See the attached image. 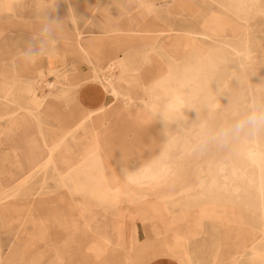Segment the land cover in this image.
<instances>
[{
	"label": "rangeland",
	"instance_id": "obj_1",
	"mask_svg": "<svg viewBox=\"0 0 264 264\" xmlns=\"http://www.w3.org/2000/svg\"><path fill=\"white\" fill-rule=\"evenodd\" d=\"M105 1L17 0L13 11L0 9V264H177L182 256L172 241L161 233L154 238L140 227L150 222L157 229L170 230L176 244L180 233L189 229L180 223L186 215L195 224L184 236L194 234L196 223L205 220L201 236L190 243L192 264H264V230H258L264 224V128L223 135L249 113L264 110V0H190L195 9L191 12L178 11L179 0H138L128 8L144 10L133 18L130 13L136 11L122 8L120 0ZM109 2L120 10L109 11ZM164 7L172 10L163 13ZM36 11H42L43 22L48 15L58 18L69 37L58 33L55 46L45 41L42 25L34 21ZM76 15L94 20L98 29L93 24L82 30ZM147 30L149 44L174 74L167 90L182 92L189 100L165 102V89L150 88L142 40ZM81 45L93 50L84 51ZM136 45L139 48L129 54L139 61L135 78L127 80L123 68L119 81L140 95L126 93L133 96L130 104L124 97L110 98L103 122L106 128L116 125L118 130L128 126L130 139L145 130L153 137L147 156L129 159L123 157L129 151L127 140L102 128V151L114 153V174L106 172L105 192L124 212L122 235L127 241L126 247L113 249L100 234L85 229L110 219L112 208L105 210L94 195L81 191H72L76 195L67 199L57 171L38 168L48 154L39 145L44 140L53 144L70 131L83 105L92 110L105 104L102 85L86 80L93 69L103 68L107 53L119 52L125 58ZM28 46L42 50L32 64L20 55ZM54 47L71 68L58 73L53 72L56 68L44 70ZM42 78L57 80L55 88L39 86ZM80 80H85V86L77 91L72 82ZM87 89H100L106 97L86 101ZM153 120L160 142L151 129ZM76 150L71 147L60 159L76 156ZM26 152L32 154L31 160L19 158ZM26 163L31 164L29 170ZM68 173L65 179L83 178L79 168ZM78 202L98 211V218L93 219L88 210L81 214ZM67 228L75 234H68ZM242 236L248 238V245ZM145 251L150 255H140Z\"/></svg>",
	"mask_w": 264,
	"mask_h": 264
},
{
	"label": "bare ground",
	"instance_id": "obj_2",
	"mask_svg": "<svg viewBox=\"0 0 264 264\" xmlns=\"http://www.w3.org/2000/svg\"><path fill=\"white\" fill-rule=\"evenodd\" d=\"M55 1V0H54ZM13 3V2H12ZM98 3V2H97ZM122 8L126 9L129 6H131L132 1L131 0H120L119 1ZM142 3V2H141ZM134 4V3H132ZM99 5V4H98ZM101 5V4H100ZM142 5V4H141ZM102 6V5H101ZM139 6V5H138ZM179 7L181 9H185V11H194V4L190 0H179ZM97 8V7H96ZM96 10V9H95ZM12 11V10H11ZM163 11V10H162ZM156 13V12H155ZM164 13V11H163ZM162 13V14H163ZM191 14V13H190ZM126 15V14H125ZM139 15V14H138ZM160 15V14H159ZM167 16V15H166ZM166 16L164 15L165 19ZM163 17V18H164ZM181 18V17H180ZM173 19V17H172ZM169 20L170 18L168 19ZM109 21V20H108ZM104 22V21H103ZM111 22V21H110ZM137 22V21H136ZM138 23V22H137ZM186 23V22H185ZM108 24V23H107ZM205 24V23H204ZM97 25V24H96ZM174 27V26H172ZM101 28V27H100ZM111 28V27H110ZM177 28V27H176ZM204 28V25H203ZM205 28H208L207 25ZM175 29V28H174ZM102 30V29H101ZM160 30V28H159ZM178 30V29H177ZM212 30L209 28V31ZM103 31V30H102ZM101 31V33H102ZM198 31V30H197ZM214 31V30H212ZM82 32V31H81ZM181 32V31H180ZM185 32V30H184ZM190 32V31H188ZM74 33V32H73ZM147 37L142 38V40L146 43V54H145V60L150 65V71H149V80H150V88L160 87L165 89L163 100L165 102H170V100H174L175 102H182L189 100V97H186L184 99V96H182V92H171L168 91V84L169 81L173 79L174 74L170 73L164 66L163 61L159 59L156 55L155 49L153 45L149 44V33L150 31L147 30ZM186 33V32H185ZM217 33V32H213ZM62 37H69V34L64 30L62 33ZM218 34V33H217ZM82 35V34H80ZM105 35V34H104ZM184 35V34H183ZM201 35V34H200ZM203 35V34H202ZM102 36V35H101ZM160 36V35H159ZM188 37V36H187ZM84 38V37H83ZM192 38V37H190ZM193 39V38H192ZM114 40V39H113ZM152 41H154L152 39ZM194 42V39H193ZM192 42V44H193ZM124 44V42H122ZM247 43V42H246ZM96 47H100V44L97 42L94 43ZM199 44V43H198ZM85 45V44H84ZM125 45V44H124ZM122 45V47H125ZM93 47V46H92ZM127 47V46H126ZM55 48V47H54ZM81 48L84 51H90L91 46L86 45L85 47L81 45ZM124 49V48H123ZM129 49V48H128ZM93 50V49H91ZM116 50V49H115ZM248 49H246L247 51ZM52 51V50H51ZM202 52V51H201ZM240 54V53H238ZM117 56V58H116ZM107 59L105 63H103L102 69H93V74L89 77V79L86 80L87 83L90 82H96L102 85L103 89L105 90L107 94V101L105 104L97 109H87L85 106L84 111L82 115L80 116L79 121L71 127L70 131H68L64 136H62L59 140L55 141L53 144H48L46 140L42 142V144L39 145L40 151H47V158L43 160L39 165V169H53L57 171L58 176L61 178L63 188L68 191V198H74L76 195L72 191H81L86 193L87 195H94L95 198L99 201L100 205L106 210L107 208H112L113 215L108 220H102L98 221V223H95L93 225H88L86 231L88 232H96L100 234L106 242L112 245L113 249L121 247L124 248L127 245L126 238L122 235V225L121 220L124 216L123 210L116 207V203L113 198H109L106 194V184H107V178H106V172L111 170V157L113 158V152L110 150L102 151V128H106L104 126V120H103V111H105L109 106V99L112 98L118 99L119 97H124V100L127 104H130L133 101V96L123 93L120 90V81H119V72L120 69L126 68V65L124 64V59L121 58V53L112 54L107 53L106 55ZM247 58V57H246ZM90 61V60H89ZM93 63V62H92ZM95 64V63H94ZM93 66V65H92ZM97 66V65H96ZM58 70H54L53 72L58 73ZM204 72V71H203ZM83 76V75H82ZM138 78V77H137ZM248 79V78H247ZM42 82H40L38 85L42 86L43 83H45L49 90L55 88L57 80H47L45 81L44 78L41 79ZM85 80H80V82H72V86L78 89L84 85ZM85 82V83H86ZM17 83V82H16ZM201 83V82H200ZM119 84V86L117 85ZM196 84V83H195ZM14 86V85H13ZM85 86V85H84ZM215 86V85H214ZM37 89V88H36ZM40 89V88H39ZM42 89V88H41ZM208 91V90H207ZM8 93V92H7ZM44 93V92H43ZM6 100V99H5ZM115 101V100H114ZM187 103V102H186ZM44 105V104H43ZM111 105V104H110ZM163 107V106H162ZM24 108V107H23ZM27 109V108H24ZM177 109V108H175ZM109 112V111H108ZM110 113V112H109ZM113 116V115H110ZM163 116V115H162ZM118 117V116H117ZM16 119V117L14 118ZM12 120L11 123L13 125L16 124L15 120ZM110 119V118H109ZM112 119V118H111ZM225 120V119H224ZM38 122V121H37ZM172 122V121H171ZM39 124V123H38ZM151 125V124H150ZM109 126V127H108ZM106 129L114 130L117 137L121 138L124 137L128 142V148L129 151L127 153L123 154L124 158H133V157H143L148 155V151L152 144V133L149 130L136 132L135 135L132 137V139L129 138V131L130 128L126 125H122L120 130L117 129V126L114 125L111 127L108 125ZM39 127V126H38ZM116 128V129H115ZM149 128V127H146ZM240 136V135H239ZM256 138V136H255ZM255 141V140H254ZM234 142V141H233ZM234 144V143H233ZM71 147L76 148L77 150L75 153H77L74 157H69L66 159H60V155L62 153H69V149ZM248 148V147H247ZM171 150V149H170ZM260 153V152H259ZM69 155V154H68ZM67 155V156H68ZM263 155V153H262ZM116 156V155H115ZM122 156V155H121ZM120 156V157H121ZM253 159L251 155H248ZM258 157V156H257ZM119 158V157H118ZM117 159V158H115ZM129 159L127 162H130ZM259 159V158H258ZM124 160V159H123ZM144 160V159H143ZM255 160V158H254ZM141 161V160H140ZM115 162V161H114ZM123 162V161H122ZM255 162V161H254ZM258 162V160H257ZM261 162V161H260ZM259 163V162H258ZM128 164V163H126ZM130 164V163H129ZM216 164V163H215ZM226 165V164H225ZM146 167V166H145ZM260 167V166H259ZM80 169L81 173H83V178L77 179V178H69L65 179L66 174H69L68 172L75 171L77 169ZM122 168V167H121ZM113 169V168H112ZM165 169V168H164ZM219 170V169H218ZM261 171V170H260ZM112 172V170H111ZM39 173V172H38ZM41 173V172H40ZM39 173V174H40ZM108 173V172H107ZM141 173V172H140ZM261 173V172H260ZM109 174V173H108ZM112 175L114 172L111 173ZM139 174V173H138ZM251 174V173H250ZM118 175V174H117ZM145 175V172H144ZM143 175V176H144ZM261 177V176H260ZM150 179V178H149ZM250 179V178H249ZM142 180V179H141ZM116 182V181H114ZM259 182V180H258ZM252 183V182H251ZM118 184V183H117ZM222 185V184H221ZM255 185V184H254ZM4 187V186H3ZM113 188V187H112ZM2 189V188H0ZM115 189V188H114ZM49 191V190H48ZM109 191V190H108ZM112 191V190H111ZM115 191V190H114ZM264 192V190L262 191ZM2 194V192H1ZM67 194V193H66ZM16 195V194H15ZM239 195V194H238ZM259 196V195H258ZM230 197V196H228ZM222 201V200H220ZM226 202V201H225ZM201 203V202H200ZM210 203V202H209ZM208 203V205H209ZM223 203V202H220ZM219 203V204H220ZM230 203V202H229ZM212 204V203H211ZM210 204V205H211ZM225 204V203H224ZM203 205V204H202ZM207 205V204H206ZM227 205V204H225ZM73 206V205H72ZM74 207V206H73ZM184 207V206H183ZM218 207V206H217ZM225 207V206H224ZM245 207V206H244ZM169 208V207H168ZM185 208V207H184ZM226 208V207H225ZM223 209V208H222ZM77 210L82 214L85 210H88L90 212V216H92L93 219L98 218V211L94 209H89L83 202H78L77 204ZM186 210V209H185ZM233 211V210H232ZM77 212V211H76ZM196 213V212H195ZM240 214V213H239ZM195 215V214H194ZM197 215V214H196ZM201 214L199 213V216ZM235 215V214H234ZM233 215V216H234ZM228 216V215H227ZM238 216V215H237ZM241 216V214H240ZM236 217V216H235ZM180 218V217H179ZM230 219V218H229ZM236 219V218H235ZM234 219V220H235ZM241 219V218H240ZM233 220V222H234ZM262 220V219H261ZM91 221V220H90ZM232 221V220H231ZM82 223V222H81ZM238 223V222H237ZM236 223V224H237ZM24 224V222H23ZM26 224V223H25ZM232 224V223H231ZM239 224V223H238ZM75 226V225H74ZM233 226V225H231ZM230 226V227H231ZM78 227V226H77ZM237 227V226H235ZM244 227V226H243ZM257 227V225L255 226ZM76 228V226H75ZM234 228V227H232ZM84 229V230H85ZM111 229L112 235L108 230ZM244 229V228H243ZM264 230V224L262 227H259L258 230ZM22 230V228H21ZM44 230V229H43ZM69 231L68 234L71 236L75 234L76 231H73L71 228H67ZM42 231V230H41ZM243 231V230H242ZM245 231V230H244ZM247 231V230H246ZM262 233V231H260ZM35 233V232H34ZM117 234V236H115ZM192 234V232H191ZM17 235V234H16ZM34 236H36L34 234ZM30 237H32L30 235ZM25 238V237H24ZM34 239V238H33ZM246 239H248L246 236H242V242L246 244ZM20 240L17 241V243ZM29 241V240H28ZM34 241V240H33ZM36 241V240H35ZM34 241V242H35ZM189 242V241H188ZM13 243V242H12ZM30 243V242H28ZM26 244V243H25ZM34 244V243H33ZM20 245V244H18ZM17 245V246H18ZM27 245V244H26ZM35 245V244H34ZM248 245V244H246ZM16 246V247H17ZM31 246V245H29ZM15 247V246H14ZM15 247V248H16ZM28 247V246H27ZM169 248V247H168ZM24 249V248H23ZM26 250H29L26 249ZM25 251V250H24ZM99 252V251H98ZM24 253V252H22ZM26 253V251H25ZM38 253V252H37ZM40 255H43L40 254ZM45 255V254H44ZM43 255V256H44ZM42 256V257H43ZM40 257V256H37ZM242 257V255H241ZM1 258V257H0ZM15 259V258H13ZM40 259V258H39ZM33 260V259H32ZM2 261V260H1ZM37 262V260H35ZM57 261V259H56ZM131 261V260H130ZM4 262V260H3ZM17 262V261H16ZM15 262V263H16ZM34 262V260H33ZM32 262V263H33ZM58 263V262H56ZM132 263V262H131ZM35 264V262H34Z\"/></svg>",
	"mask_w": 264,
	"mask_h": 264
},
{
	"label": "crops",
	"instance_id": "obj_3",
	"mask_svg": "<svg viewBox=\"0 0 264 264\" xmlns=\"http://www.w3.org/2000/svg\"><path fill=\"white\" fill-rule=\"evenodd\" d=\"M16 1L17 0H0V9H4L6 11H11V10L13 11L15 8H17L16 7ZM108 1H110V0H106L105 2H108ZM131 1H133V3H136L138 0H131ZM159 1L161 2L163 0H159ZM108 4H110V2ZM110 5L111 6L109 7V11H112V7L114 9H117L118 11L120 10L115 5H113V4H110ZM170 8L171 7H164V8H161L160 10H167V9L170 10ZM143 10H144L143 8H137V9H135L133 7L128 8V11H136V12L130 13L131 18H133L134 16L135 17L137 16V14H138L137 11H143ZM171 10H172V8H171ZM178 11H185V9H179ZM76 16L78 17V21L81 22V26H83L82 30H88L90 27L93 28V24L96 26V23L94 22V20L89 19L88 21H86V20L82 19L79 15H76ZM33 17H34V21L37 23V26H41L42 23H43V18H44L43 14H42V11H36L33 14ZM66 19L70 21L69 18H66ZM13 24L14 23H11V25H13ZM72 26H73V24H72ZM95 28L98 29L97 26ZM99 32H96V33H99ZM137 48H139L138 45H136L134 47H131L128 50V52H126V54H125L124 64L126 65V70H125L124 74H125L127 80L135 78V75H136L134 73L135 72L134 69L137 67V65H139V61H138V58H133V56H130L129 54L132 51H134L135 49H137ZM59 54H60V51L57 50L56 48L53 49L52 51L48 52L47 57H49V58L46 59V65L44 66V70L45 71H48L47 68H52V69L56 68L57 70L60 69L61 71H63L64 69L71 68L72 65H70L69 67L64 65V59L63 58L61 59L59 57ZM91 66H92L91 64L88 65V68H91ZM132 69H133V72H131ZM124 84L125 83L120 85L122 87V88H120V90L122 92L130 93V94H132V95H134L136 97H139L138 95H140V94H138V92L134 91L133 89H131L129 87H125ZM67 90H69V89H67ZM84 92H85L84 93V100H86V101H89L91 99V97H94V96H97L100 100H102V99H104L106 97V94L103 91H101L100 89H98V90L87 89ZM76 94L78 96V93H76ZM142 95H144V93H142ZM80 103L83 105L82 101H80ZM120 107H122L121 104H120ZM151 129H152V131L154 133H156L157 127H156V125L154 123V120H153V123H151ZM156 138L160 142V135L157 134V133H156ZM20 156H21V157H19L20 159H25V160H27V159L31 160L32 159V154L27 153V152L24 155H23V153H20ZM28 164L27 163L25 164V165H28V167H26L25 170H29V168L31 167V164L30 163H28ZM146 201H149V202L153 201L154 202L155 200L149 199V200H146ZM127 207H130V205L127 206ZM168 217H170V216H168ZM191 219H192V217H190V215H186L184 218H181L180 223L185 228L189 227V229H190L192 227V225L195 224L194 221H192ZM202 224L205 225V220L203 222L201 220L200 222L196 223L197 230L194 231L195 233L192 234V235L184 236V234H188L189 229L188 230L186 229V231L184 230L183 231L184 234L180 233L181 235H179L178 242L176 244H174V242H173V240H175V238H174V235L172 234V232L170 230L163 231V230L157 229L150 222L142 223L141 224L142 226L140 227V231H142V229L149 230L154 235V238H156V233H161L162 237H165L164 239H169L170 241H172L171 244L173 246L177 247L176 250H177V252H179L178 255L182 256L180 258L181 260L179 261L180 263H177V264H192L194 256H193V252L191 251L190 243H192L191 241H193V240H197L201 236L202 231H200V230L203 228ZM158 227H160V225H158ZM140 231H139V233H140ZM188 239L190 241L189 243L187 242ZM147 246H149V245H147ZM140 255H145L147 257V256L150 255V252L149 253H147L146 251L145 252H141Z\"/></svg>",
	"mask_w": 264,
	"mask_h": 264
},
{
	"label": "clouds",
	"instance_id": "obj_4",
	"mask_svg": "<svg viewBox=\"0 0 264 264\" xmlns=\"http://www.w3.org/2000/svg\"><path fill=\"white\" fill-rule=\"evenodd\" d=\"M63 31L64 24L58 18L48 15L42 24L40 34L44 37L45 41L55 46L59 43L58 33H62ZM20 55L26 64H32L39 60L42 55V50L35 46H28ZM261 128H264V110L249 113L245 118L239 120L231 129L225 131L223 135H228L231 132H255Z\"/></svg>",
	"mask_w": 264,
	"mask_h": 264
}]
</instances>
